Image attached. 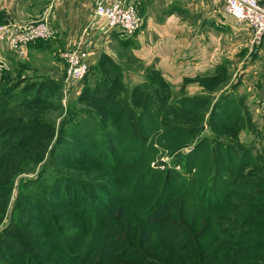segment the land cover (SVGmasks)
Wrapping results in <instances>:
<instances>
[{
	"label": "trees",
	"instance_id": "obj_1",
	"mask_svg": "<svg viewBox=\"0 0 264 264\" xmlns=\"http://www.w3.org/2000/svg\"><path fill=\"white\" fill-rule=\"evenodd\" d=\"M60 89L32 83L25 101L47 106ZM91 99L110 120L99 135L61 129L49 158L56 174L30 180L38 191L27 195L28 220L3 232L0 252L10 264H22L21 251L51 264H264V166L250 149L169 125L162 118L171 110H136L113 91ZM176 105L210 126L247 120L232 97L184 95ZM70 163L87 166L85 176L64 173ZM251 166L253 174L237 180ZM231 195L248 200L236 204ZM226 214L234 226H223Z\"/></svg>",
	"mask_w": 264,
	"mask_h": 264
},
{
	"label": "rangeland",
	"instance_id": "obj_2",
	"mask_svg": "<svg viewBox=\"0 0 264 264\" xmlns=\"http://www.w3.org/2000/svg\"><path fill=\"white\" fill-rule=\"evenodd\" d=\"M132 1L143 17L140 30L147 28L149 17L161 19L167 16L160 11L146 12L145 0L140 4H137V0ZM231 38L228 32L230 52L221 64L212 69L214 75L184 79L179 84H176V78H169L154 62L141 59L136 54L138 46L134 43L125 45L112 42L107 44L112 54L103 52L97 55L85 80L67 91L66 86L72 80L63 57L66 47L56 45L52 38L41 40L32 44L33 49L28 56L20 58L0 43L3 46L0 45V250L6 247L3 232L12 226V229L18 230L17 225L22 227L28 220L27 195L38 191L30 180H47L56 174L49 158L61 129H81L99 135L108 124L110 119L105 108L92 100L91 96H106L113 91L117 99L127 101L136 110L143 107L162 112L171 110L170 115L162 118L165 123L198 128L201 136L232 143L239 153L250 149L264 166L263 40L252 43L249 35L238 36L239 43L242 42L241 50L235 55L236 45ZM38 81L61 84L60 92L52 93L47 98V106H37L43 103L42 100L35 104L25 101L30 102L32 96L24 93L32 83ZM136 88L141 90L140 95L135 93ZM194 94L209 97L212 102L218 98L232 97L242 104L246 123L210 126L207 120H201L199 114L176 105L182 96ZM206 114L208 117L209 112ZM63 169L64 173L85 176L87 166L70 163ZM253 172L254 168L248 167L237 180L251 176ZM77 195L81 205V193ZM230 198L236 204L248 200L247 196L231 195ZM84 215V221L91 217L88 210ZM221 221L225 227L235 224L232 214L224 215ZM18 233L21 234L17 232L13 237L25 246ZM32 257L22 251L16 253V260L22 261V264H51V261ZM0 264H10L1 252Z\"/></svg>",
	"mask_w": 264,
	"mask_h": 264
},
{
	"label": "crops",
	"instance_id": "obj_3",
	"mask_svg": "<svg viewBox=\"0 0 264 264\" xmlns=\"http://www.w3.org/2000/svg\"><path fill=\"white\" fill-rule=\"evenodd\" d=\"M99 1L0 0V22L45 16L54 31L53 42L66 50L79 46L91 49L90 65L100 53L112 54L110 43H134L141 59L154 62L169 78H176V84L184 79L214 75L212 69L230 52L228 32L236 45L235 55L241 50L238 36L252 37L244 23L226 12L221 0H145L146 12L160 11L167 16L149 17L147 28L127 39L110 31L99 19L96 14ZM142 1L137 0V4ZM261 45L263 48L264 39ZM32 49L33 45L29 51Z\"/></svg>",
	"mask_w": 264,
	"mask_h": 264
},
{
	"label": "built area",
	"instance_id": "obj_4",
	"mask_svg": "<svg viewBox=\"0 0 264 264\" xmlns=\"http://www.w3.org/2000/svg\"><path fill=\"white\" fill-rule=\"evenodd\" d=\"M225 10L238 22L244 23L252 33L251 42L259 43L264 39V2L261 0H221ZM96 14L104 21L109 30L125 38H132L143 24V17L131 0H100L96 6ZM54 37V31L45 16H30L24 20H11L0 23V43L20 58L28 56L29 47L41 40ZM91 49L79 46L63 52L68 64L69 78L66 86H76L82 82L91 65L89 57ZM2 64H5L2 62ZM74 86V87H75ZM179 168V167H178Z\"/></svg>",
	"mask_w": 264,
	"mask_h": 264
},
{
	"label": "water",
	"instance_id": "obj_5",
	"mask_svg": "<svg viewBox=\"0 0 264 264\" xmlns=\"http://www.w3.org/2000/svg\"><path fill=\"white\" fill-rule=\"evenodd\" d=\"M261 2H264V1H261Z\"/></svg>",
	"mask_w": 264,
	"mask_h": 264
}]
</instances>
